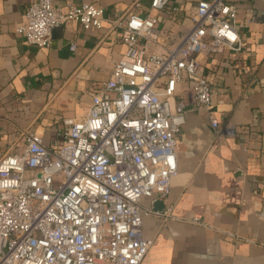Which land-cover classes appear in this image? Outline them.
Returning <instances> with one entry per match:
<instances>
[{"label":"built area","instance_id":"1","mask_svg":"<svg viewBox=\"0 0 264 264\" xmlns=\"http://www.w3.org/2000/svg\"><path fill=\"white\" fill-rule=\"evenodd\" d=\"M171 1L151 0V10ZM237 16L226 0H200L193 27L168 34L161 52L153 51L156 16L134 13L118 25L125 52L87 114L63 121L62 143L25 132L23 150L0 158V193L11 194L0 200V264H142L153 245L143 217L157 214L143 199L166 198L178 172L176 134L186 111L173 102L174 85L188 82L196 110L213 109L199 57L243 52ZM104 21L94 3L33 0L16 33L49 49L54 28L75 22L99 29ZM211 124L219 126L215 118Z\"/></svg>","mask_w":264,"mask_h":264},{"label":"crops","instance_id":"2","mask_svg":"<svg viewBox=\"0 0 264 264\" xmlns=\"http://www.w3.org/2000/svg\"><path fill=\"white\" fill-rule=\"evenodd\" d=\"M32 1L0 0V158L23 150L25 132L62 143L63 121L87 114L125 52L119 24L134 13L156 16L153 51L161 52L168 34L193 27L200 0H172L163 11L151 10V0H53L94 3L105 21L99 29L58 26L49 49L16 33ZM226 1L238 8L245 48L199 57L212 84L211 111L196 110L188 82L174 85L173 102L186 111L176 134L178 172L166 198L143 199L157 214L143 217L153 245L142 264H264V0Z\"/></svg>","mask_w":264,"mask_h":264},{"label":"water","instance_id":"3","mask_svg":"<svg viewBox=\"0 0 264 264\" xmlns=\"http://www.w3.org/2000/svg\"><path fill=\"white\" fill-rule=\"evenodd\" d=\"M11 197L10 193H0V200H6Z\"/></svg>","mask_w":264,"mask_h":264},{"label":"rangeland","instance_id":"4","mask_svg":"<svg viewBox=\"0 0 264 264\" xmlns=\"http://www.w3.org/2000/svg\"><path fill=\"white\" fill-rule=\"evenodd\" d=\"M82 118V117H81Z\"/></svg>","mask_w":264,"mask_h":264}]
</instances>
